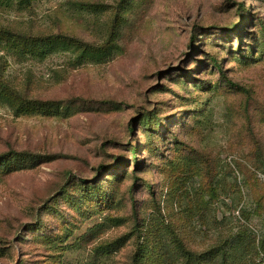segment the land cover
<instances>
[{
  "label": "rangeland",
  "instance_id": "1",
  "mask_svg": "<svg viewBox=\"0 0 264 264\" xmlns=\"http://www.w3.org/2000/svg\"><path fill=\"white\" fill-rule=\"evenodd\" d=\"M0 27L111 43L83 60L0 44V79L40 102L0 101V264L263 240L264 0H0Z\"/></svg>",
  "mask_w": 264,
  "mask_h": 264
},
{
  "label": "trees",
  "instance_id": "2",
  "mask_svg": "<svg viewBox=\"0 0 264 264\" xmlns=\"http://www.w3.org/2000/svg\"><path fill=\"white\" fill-rule=\"evenodd\" d=\"M119 14H116V17ZM119 16L116 18L118 20ZM62 41H70L73 45L83 49L80 57L81 60L90 55H105L109 52L111 43L101 47H95L86 44L77 39H71L63 35H47V36H31L26 34L14 33L8 29L0 27V44H5L6 48H14L21 51L25 56H46ZM219 68V67H216ZM0 101L3 104H9L17 108L30 110L35 107L34 102L23 97L18 91L12 89L4 80L0 79ZM151 115H146L141 121V125L148 128L151 125ZM158 128L161 127L159 121H156ZM138 150H133V156H136ZM13 155L0 156V163L6 162ZM225 247L217 249H210L206 253L198 254L189 249L182 241L174 242L176 251L163 248L162 257L166 259L163 264H214L216 259L219 264H252L254 263V256L258 257L264 251V238L257 243L256 238L252 237L248 231H243L235 236L229 238ZM141 251L136 256L135 264H143L144 256L140 255ZM145 254V252H144ZM148 258L151 251L146 252ZM143 259V260H142ZM157 259V258H155ZM147 264V263H146Z\"/></svg>",
  "mask_w": 264,
  "mask_h": 264
}]
</instances>
